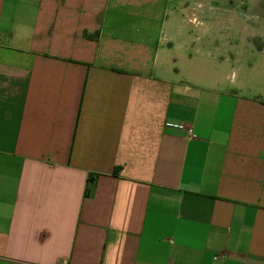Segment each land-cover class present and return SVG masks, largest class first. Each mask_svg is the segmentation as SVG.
<instances>
[{"label":"crops","instance_id":"obj_1","mask_svg":"<svg viewBox=\"0 0 264 264\" xmlns=\"http://www.w3.org/2000/svg\"><path fill=\"white\" fill-rule=\"evenodd\" d=\"M157 3L0 0V264H264V95Z\"/></svg>","mask_w":264,"mask_h":264},{"label":"rangeland","instance_id":"obj_2","mask_svg":"<svg viewBox=\"0 0 264 264\" xmlns=\"http://www.w3.org/2000/svg\"><path fill=\"white\" fill-rule=\"evenodd\" d=\"M160 1L145 11L160 5L178 10L182 20L196 27L195 41L210 42L212 57L228 61L221 71L231 74L225 88L249 96L264 95V0ZM203 27H210V34L202 38Z\"/></svg>","mask_w":264,"mask_h":264}]
</instances>
